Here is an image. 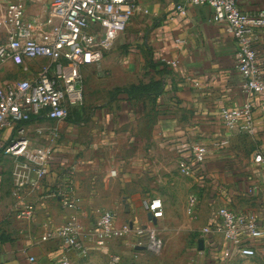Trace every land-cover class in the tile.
I'll use <instances>...</instances> for the list:
<instances>
[{
    "label": "crops",
    "instance_id": "obj_1",
    "mask_svg": "<svg viewBox=\"0 0 264 264\" xmlns=\"http://www.w3.org/2000/svg\"><path fill=\"white\" fill-rule=\"evenodd\" d=\"M50 1L27 0L26 16L46 17ZM238 6L256 14L264 11V0H239ZM141 7L148 14L136 13L103 59L82 68L83 104L70 108L69 117L58 124L60 140L50 145L34 134L39 126L55 125L44 117L26 124L31 146L51 152L48 174L38 189L14 196V160L0 155V256L5 264H57L63 253L58 234L72 211L51 193L69 191L70 182L89 256L99 250L93 215L99 213L100 220L104 211L114 213L118 226L156 230L161 219L171 217L168 210L183 209V227L199 234L197 244L204 240L200 253L217 247L225 256L233 253L221 234L202 235L203 228L218 222L220 209L254 216L264 225V165L254 162L257 152L264 155V107L259 96L243 93L235 39L213 20L208 5L188 7L184 16L175 12L172 0H143ZM5 19L6 2H0L2 41L12 31ZM254 49L264 78V29L256 31ZM47 62L17 66L19 79L8 69L14 64L7 63L0 67V84L33 80ZM249 100L254 105L252 133L226 127L221 110ZM14 135V129L0 131L5 141ZM195 145L208 151L201 165L194 163ZM180 162L192 166L194 174L180 175ZM176 178L187 183L183 193L188 196L181 205L172 196ZM191 197L197 200L193 209ZM154 199L163 204L156 224L143 207ZM27 207L31 215L24 214ZM135 242L128 236L110 243H121V252L130 246L142 252ZM251 243L257 254L264 253V237ZM70 258L74 264L87 259L75 252Z\"/></svg>",
    "mask_w": 264,
    "mask_h": 264
},
{
    "label": "built area",
    "instance_id": "obj_2",
    "mask_svg": "<svg viewBox=\"0 0 264 264\" xmlns=\"http://www.w3.org/2000/svg\"><path fill=\"white\" fill-rule=\"evenodd\" d=\"M143 0H51L46 17H27V0H0L6 2L5 25L12 28L5 41L0 38V67L12 63L24 67L27 62L47 60L33 80H19L0 84V131L14 129L15 135L5 141L0 138V155L14 160L12 179L13 194L20 198L26 189H38L42 179L48 174L50 148L31 146L29 129L26 124L39 117L54 122V126H39L34 134L50 145L60 140L58 124L69 117V110L83 104L81 70L89 64L100 62L105 53L112 49L123 34L135 14L148 11L141 7ZM175 12L186 15L188 7L208 5L213 9V20L223 23L228 35L237 43L236 69L243 77V93L259 96L264 107V78L257 65L254 49L256 31L264 29V11L247 14L238 6L239 0H172ZM1 32V24H0ZM167 65L174 62L163 60ZM221 118L224 125L240 132L252 133L254 126V105L251 100L238 108H223ZM207 149L201 145L192 147L194 163L205 162ZM256 164L264 165V155L257 152ZM182 175L190 177L193 167L186 162L179 163ZM69 191L51 193L59 198L63 209L72 211L66 224L60 229L63 253L57 264H74L70 255L75 252L82 258L89 256L85 245L83 227L77 209L78 200ZM254 187L250 188L253 193ZM196 198L189 199L190 208L196 206ZM144 209L155 219L163 217L160 199L143 202ZM24 214L31 215L27 207ZM222 235L233 255L251 259L257 253L252 241L264 237V225L256 217L243 216L231 209L222 208L218 212V222L203 228V237L213 232ZM128 236L136 239L134 247H144L146 251L157 253L163 247L154 228L133 225L118 226L112 211L101 214L98 229L94 235L95 247L105 250L113 240ZM120 259L115 258V262ZM0 264H5L0 256Z\"/></svg>",
    "mask_w": 264,
    "mask_h": 264
},
{
    "label": "rangeland",
    "instance_id": "obj_3",
    "mask_svg": "<svg viewBox=\"0 0 264 264\" xmlns=\"http://www.w3.org/2000/svg\"><path fill=\"white\" fill-rule=\"evenodd\" d=\"M8 69H10L13 78L19 77L17 66L11 65ZM179 173L182 175L180 171ZM175 182L174 188L177 193L172 196H174L175 203L181 205V201H185L188 196L183 193L187 183L177 178ZM168 211L171 217L166 215L155 227L156 234L163 243L159 252H135L132 246L126 252H121L119 250L122 246L121 243H110L108 250L103 253L100 250H93L87 259L82 260L81 264H117L115 262L117 257L121 258L122 264H264V253H259L251 259L236 257L232 254L229 256L219 255L217 247L207 248L205 253H200L196 243L199 234L196 232L189 234L181 222L183 209ZM93 216V228H96L98 227L99 213H95ZM178 221H180L179 226H177Z\"/></svg>",
    "mask_w": 264,
    "mask_h": 264
},
{
    "label": "water",
    "instance_id": "obj_4",
    "mask_svg": "<svg viewBox=\"0 0 264 264\" xmlns=\"http://www.w3.org/2000/svg\"><path fill=\"white\" fill-rule=\"evenodd\" d=\"M148 220L153 222L154 224L157 223V220L153 217V215L151 213L148 214ZM131 226H132V224H131ZM198 248H199L200 251L204 250V240L203 239H200L198 241ZM136 250L137 251H144L145 248L144 247H137Z\"/></svg>",
    "mask_w": 264,
    "mask_h": 264
},
{
    "label": "trees",
    "instance_id": "obj_5",
    "mask_svg": "<svg viewBox=\"0 0 264 264\" xmlns=\"http://www.w3.org/2000/svg\"><path fill=\"white\" fill-rule=\"evenodd\" d=\"M71 108H72V107H71ZM142 252H149V251L144 250V251H142ZM117 264H122V263H121V260H120Z\"/></svg>",
    "mask_w": 264,
    "mask_h": 264
}]
</instances>
